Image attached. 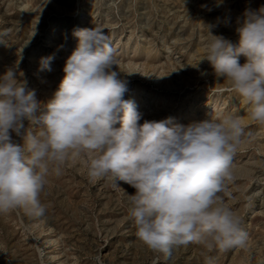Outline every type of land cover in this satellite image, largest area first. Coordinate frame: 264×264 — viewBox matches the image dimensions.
<instances>
[{"label":"rangeland","instance_id":"1","mask_svg":"<svg viewBox=\"0 0 264 264\" xmlns=\"http://www.w3.org/2000/svg\"><path fill=\"white\" fill-rule=\"evenodd\" d=\"M261 7L264 0H0V33H7L0 77L13 68L41 104L53 98L77 48L73 30L98 26L116 49L113 70L128 81L124 99L135 102L140 123L171 117L187 126L228 113L241 117L245 136L233 159L236 180L228 185L230 195H220L248 235L244 248L221 252L190 243L165 261L136 237L127 203L136 190L123 181L113 187L92 180L85 161L70 158L61 174L48 176L44 217L0 213V264H96L97 256L103 264H264V126L250 120V106L215 76L210 62H199L209 39L205 25H216L213 35L238 44L245 11ZM48 56H54L52 70L40 71ZM28 128L38 131L25 120L22 135L12 133L17 144L23 146Z\"/></svg>","mask_w":264,"mask_h":264},{"label":"clouds","instance_id":"2","mask_svg":"<svg viewBox=\"0 0 264 264\" xmlns=\"http://www.w3.org/2000/svg\"><path fill=\"white\" fill-rule=\"evenodd\" d=\"M205 26L209 39L199 62H210L215 76L250 106V120L264 126V7L245 11L238 44L213 35L216 25ZM6 34L0 33V43ZM73 36L77 48L46 104L13 68L0 77V213L44 217L41 195L50 172L59 175L70 158L83 159L90 179L113 187L123 181L136 190L127 195L136 237L165 261L190 243L221 252L244 248L242 220L220 195H230L228 185L236 180L233 159L245 136L241 117L228 113L187 126L171 117L140 123L137 105L124 99L128 81L113 70L109 36L98 26L74 29ZM53 59L42 57L39 70L50 72ZM25 120L38 131L25 130L21 146L12 133L21 136ZM95 260L103 264L100 256Z\"/></svg>","mask_w":264,"mask_h":264}]
</instances>
